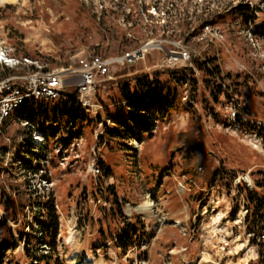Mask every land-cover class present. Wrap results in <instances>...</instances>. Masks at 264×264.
<instances>
[{"label":"rangeland","instance_id":"374dc122","mask_svg":"<svg viewBox=\"0 0 264 264\" xmlns=\"http://www.w3.org/2000/svg\"><path fill=\"white\" fill-rule=\"evenodd\" d=\"M238 7L248 8L252 24L234 16ZM261 21L264 0H0V48L59 72L66 78L63 91H76L79 59L99 58L108 67V74L97 78L95 109L82 108L85 117L74 123L65 144L70 123L64 117L49 125L57 129L36 156L24 149L23 139L11 145L15 127L0 136V147L13 152L0 167V243L7 229L14 238L12 246L0 245V264H52L55 259L60 264H256L258 240L251 242L245 230L244 197L230 176L241 179L247 173L253 187L255 172L264 171V142L256 151L224 124L232 97L247 108L251 121L264 126ZM174 25L181 36L165 37ZM189 35L201 50L218 51L223 72L249 76L253 94L243 100L229 91L212 105L195 71L196 85L179 89L176 108L155 121L151 139L101 143L120 106L119 83L189 66L184 45ZM137 51L138 59H127ZM182 52L188 62L168 64ZM30 66L6 68L13 71L6 77L31 74L35 67ZM186 133L204 143L197 164L182 158L179 135ZM47 201L57 220L52 248L41 241L45 229L39 226L47 220L40 210ZM146 204V210H138ZM130 227L133 241L119 246L117 235Z\"/></svg>","mask_w":264,"mask_h":264},{"label":"trees","instance_id":"16d2710c","mask_svg":"<svg viewBox=\"0 0 264 264\" xmlns=\"http://www.w3.org/2000/svg\"><path fill=\"white\" fill-rule=\"evenodd\" d=\"M246 11H248V8H235L234 16H239L244 24H252L254 17H247ZM177 27L175 26L174 29L170 28L163 32L167 33L165 37H180L182 32ZM259 29L260 33L264 35V21L260 22ZM189 37L191 35L184 37L187 42L184 45L190 54L189 66L166 70L162 73L154 72L151 75L138 74L131 81L119 83L116 104L120 106L116 115L111 117L114 121L112 128H104L103 136L100 139L101 143L106 145L110 141L121 142L130 136H133L140 143L151 139L155 129V121H162L176 108L181 98L179 89L185 85L190 87L196 85L195 71L199 73L203 87L208 92L212 105L220 104V98L229 96V91L238 96L242 94L244 96L243 100H247V97L253 94L254 86L249 85L252 83L249 76L232 75L229 72H223L217 54L218 51L212 46L201 50L200 45L190 42ZM0 70L2 71L0 72L2 73L0 79L13 73V71L6 68H0ZM162 76H165V79H162ZM190 113L191 119L198 122L196 112L191 110ZM59 117L67 118L70 123V135L68 139L61 141L65 144L71 139L74 123L78 119L85 117V111L78 104L74 91H62L57 99L42 101L38 105L33 99L25 100L14 114L8 116L2 122L0 136L7 134L12 127H15L10 143L12 146H16L18 139H24L32 131L36 130L35 125L41 128L48 125L50 137H52L57 128L49 125H55L56 119ZM126 119L127 122L125 121ZM20 121H25L27 125L22 127ZM258 132L264 135V126H261ZM179 138H181V141L183 140L182 145L185 146V152L182 155L184 161L189 165L197 164L196 160L205 151L202 139L194 138L190 133L180 134ZM11 152L6 146L0 147V167L6 155ZM31 156L33 155L31 154ZM215 173L210 174L209 181L213 179ZM255 175L256 178L253 180L252 188H247L242 181L236 185V188L243 194L244 205L247 210L244 217L245 230L247 234H250L251 242L258 240L259 259L256 264H264V171L255 172ZM235 177L236 175L232 173L230 181ZM114 204L121 213V207L118 203L114 202ZM40 205V210L45 212L47 218L45 222L39 223L41 229H45L41 230V241L52 248L57 222L54 206L49 201ZM133 234V228L131 227L118 234L116 238L118 245H129L135 237ZM13 239L12 231L7 229L0 245L4 244V248L12 246ZM25 253L27 258L31 257L28 251H25ZM40 261H43V258ZM52 264L60 263L55 259Z\"/></svg>","mask_w":264,"mask_h":264},{"label":"built area","instance_id":"2783aa9c","mask_svg":"<svg viewBox=\"0 0 264 264\" xmlns=\"http://www.w3.org/2000/svg\"><path fill=\"white\" fill-rule=\"evenodd\" d=\"M141 56V51L135 52L132 56H126L127 59L135 61ZM183 57V58H182ZM185 60L188 62V56L186 52H182L181 58H170L168 64L172 62L173 65L177 60ZM78 64L80 66V83L76 85L75 96L78 104L85 110L90 111L95 109V105L92 103V96L95 92L97 78L108 74L107 62L99 59H79ZM35 67V71L31 74H27L20 77H5L0 79V127L2 122L22 105L27 99H33L34 101H50L59 97L65 86L66 78L59 72L46 71L36 64L34 61H30L28 58L17 59L10 54V50L6 48H0V67L1 68H18L19 66ZM70 79V78H68ZM16 81V83H13ZM228 110L230 113L227 116V122L225 130L230 131L234 136L241 135L243 138L249 140L252 143V148L256 151H261L262 142H264V135L258 132L261 124L259 122H253L247 116L249 111L247 108L240 105L237 100H233L229 97ZM20 125L25 127L27 123L20 121ZM36 130L26 136L23 140L25 142L24 149L29 150L30 153L36 156L41 152L42 147H45L49 141L50 131L48 127H39L35 125ZM72 140V144L73 141ZM62 146V145H61ZM97 171V170H96ZM241 179L238 175L231 181L236 185L242 181L247 188H252L250 180L247 178V173H244ZM247 212V210H246Z\"/></svg>","mask_w":264,"mask_h":264},{"label":"bare ground","instance_id":"6f19581e","mask_svg":"<svg viewBox=\"0 0 264 264\" xmlns=\"http://www.w3.org/2000/svg\"><path fill=\"white\" fill-rule=\"evenodd\" d=\"M147 207H148L147 204L146 205H141L140 207H138V210L143 211V210H146Z\"/></svg>","mask_w":264,"mask_h":264}]
</instances>
